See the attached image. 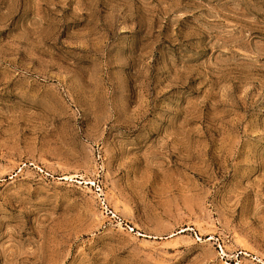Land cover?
Listing matches in <instances>:
<instances>
[{"label":"rangeland","instance_id":"1","mask_svg":"<svg viewBox=\"0 0 264 264\" xmlns=\"http://www.w3.org/2000/svg\"><path fill=\"white\" fill-rule=\"evenodd\" d=\"M0 264H264V0H0Z\"/></svg>","mask_w":264,"mask_h":264}]
</instances>
